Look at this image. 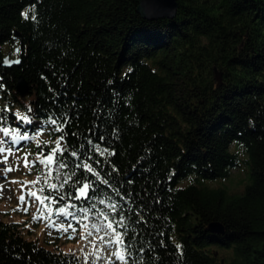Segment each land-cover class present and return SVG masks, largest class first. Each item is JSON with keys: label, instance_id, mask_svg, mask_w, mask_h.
Returning <instances> with one entry per match:
<instances>
[{"label": "trees", "instance_id": "16d2710c", "mask_svg": "<svg viewBox=\"0 0 264 264\" xmlns=\"http://www.w3.org/2000/svg\"><path fill=\"white\" fill-rule=\"evenodd\" d=\"M177 2L175 17L148 20L140 0H0V128L41 130L15 145L34 159L61 135L44 121L66 118L68 182L52 191L54 165L46 183L39 167L42 195L60 200L46 203L67 223L73 216L57 208L80 223L89 210L123 217L115 227L127 264H264V0ZM6 56L22 59L8 67ZM20 75L31 86L25 97ZM243 166L238 186L233 171ZM8 172L0 168V180ZM83 182L95 199L66 195ZM212 222L225 232L210 231ZM81 260L0 219V264Z\"/></svg>", "mask_w": 264, "mask_h": 264}, {"label": "rangeland", "instance_id": "374dc122", "mask_svg": "<svg viewBox=\"0 0 264 264\" xmlns=\"http://www.w3.org/2000/svg\"><path fill=\"white\" fill-rule=\"evenodd\" d=\"M2 140L4 141L5 139ZM15 145L11 143H3L2 145L7 153L3 152L0 157V163L4 164L0 168H11L12 171L7 173L6 178L0 180V219L7 222H17L22 229L23 235L28 240H36L40 245L50 250L74 251L79 245L83 244L82 250L79 253L83 258L82 263L94 264L93 262L97 259L95 255L103 245L100 236L89 237L83 243L82 236L87 231V228H85L86 223H80V217L77 218L75 211L71 209L66 210L70 213L66 217L69 219L71 215L73 216L69 222L72 225V229H69L74 231V238H66L62 232H57L56 229L51 228L53 224L56 226L62 224L64 227H67L69 223L62 221L60 217L55 218L54 209L50 204L45 202L47 207L42 208V206L32 202L29 192L37 191L41 187L42 178L39 167H42V165L37 164L35 167H31L30 165V171L28 168L25 169L22 166L25 154H23L21 148L18 151ZM9 146L12 147L11 152L7 151ZM28 160L31 162L33 157H28ZM246 177L247 169L245 166L240 170L235 169L233 171L232 180L234 184L238 185V181L246 179ZM37 179H40L41 183H28ZM20 196H24V201L19 199ZM55 220H57V223H54ZM99 227L101 229L100 232L103 233L104 228L102 225H99Z\"/></svg>", "mask_w": 264, "mask_h": 264}, {"label": "snow or ice", "instance_id": "6c2138e0", "mask_svg": "<svg viewBox=\"0 0 264 264\" xmlns=\"http://www.w3.org/2000/svg\"><path fill=\"white\" fill-rule=\"evenodd\" d=\"M24 15V18H28L27 17V13L22 14ZM33 19H35V17H32ZM15 63H19V61H15ZM6 110V109H5ZM28 111L30 112L31 109L29 108ZM15 115L19 118V120L21 122H26L27 124H31L32 120L27 116V115H21L19 112L15 113ZM4 120L3 116H0V121ZM58 120H61L63 123H67L66 118H62V117H58V118H53L52 116H49L48 119L46 121H44L45 124L50 125V126H55L54 128H52L53 131L55 132H60L61 135L59 137V139L57 141L53 142V146L49 148L48 153L44 154L43 152H41L40 154L36 155V157L29 162L28 160V156H24L23 160H24V167L28 168L30 171V165L31 167H35L37 164H40L43 166V168L47 169V172L43 173L44 176V182H47V178L49 176L52 175L53 172V165H55V170L57 172V176L55 177L56 180H59V170L60 169H64L67 168L68 165L65 163V160L63 158V152L67 151V149L61 148L60 145V141L64 139L63 137V130L60 127V124L58 123ZM40 131L41 130H37L36 133H34L32 136H30L27 132H23L22 130H20L19 128L17 129H12L10 127H3L0 128V132L3 133L4 136H11L12 137V144H17L19 141H27L29 139H36V137L38 135H40ZM75 135V134H74ZM100 140H103V137L100 138ZM4 143V141L0 140V153L5 152V148L2 146ZM41 143V145L47 144L48 142H39ZM89 145L95 149V150H99V151H106V150H102L100 148V144H94L93 142L89 141ZM7 151L11 152L12 151V147L9 146ZM114 154V153H113ZM71 155L76 156L75 152H72ZM6 159V158H5ZM77 167H86L88 172H93L94 169L91 165H86V164H81V165H77ZM7 171H12L11 168L6 169ZM43 171V170H42ZM68 175V174H65ZM69 179H71V177L69 176ZM78 181H73V183H77ZM28 183H32V184H39L41 183L40 179H37L36 181H31ZM104 183H108L107 181H104ZM48 187L50 189H52V191H56L57 188H63L64 184L63 182L57 184V183H52L49 184ZM94 188V184L91 182H83L80 183V187L76 189V192L78 193V195L74 194V193H66L67 196H71L73 199H82V200H91V199H95V197L91 194L92 190ZM45 192V189L40 188L37 191H30L29 192V196L32 197V202L36 203L40 206L43 207H47L46 205V201H52L55 204H59L60 200L57 199L55 196L52 195H41ZM19 199L21 201H24V196H20ZM101 204L104 203L103 200L100 201ZM94 207V205H93ZM109 207L113 210L116 209V205L115 204H110ZM25 211H27V209H25ZM57 213H59L60 215L63 216H68L70 215L69 212L66 211L65 208H57L55 210ZM81 211H85L87 212L88 209H81ZM102 218L103 221L105 222L103 227L105 229H111V232H107L106 231V236H108V239L105 240V237H100V240L103 241L105 244H109V245H117L119 246L120 244L123 243V236L125 235V233H120L117 232V228L115 227V225H120L121 227H124L123 225V217H121L120 219L116 220V221H112L111 218L106 215L105 213L101 212L99 214ZM39 219V218H37ZM51 226H56L55 224L51 225ZM57 229L59 231H63V232H67L69 228L72 227L71 223L68 224L67 227H64L62 224L59 226H56ZM88 225L85 224V228H87ZM93 228L95 229V231L98 233L101 229L97 228L96 225H93ZM51 234V233H49ZM88 236H91L92 233L89 232L87 234ZM114 256L117 257V259L119 260H123L125 261V264H127V259L125 255H122L121 252L119 250L115 251L112 253Z\"/></svg>", "mask_w": 264, "mask_h": 264}, {"label": "water", "instance_id": "95a60500", "mask_svg": "<svg viewBox=\"0 0 264 264\" xmlns=\"http://www.w3.org/2000/svg\"><path fill=\"white\" fill-rule=\"evenodd\" d=\"M177 8V0H140L139 15L141 18L148 20L158 18L171 19L176 16ZM21 59V57L19 59H11L10 56H6L2 65L8 67L18 65ZM17 60L19 63H15ZM215 78L220 84L222 83V73L217 68H215ZM16 89L22 97L31 93V86L23 75H20ZM208 228L214 233L225 232V228L220 222H212Z\"/></svg>", "mask_w": 264, "mask_h": 264}, {"label": "built area", "instance_id": "2783aa9c", "mask_svg": "<svg viewBox=\"0 0 264 264\" xmlns=\"http://www.w3.org/2000/svg\"><path fill=\"white\" fill-rule=\"evenodd\" d=\"M31 134L30 136H32ZM54 167V176H57V172L55 170V165ZM64 169L59 170V180H56V183L59 184L63 182L65 185L68 182V179L66 175L63 173ZM104 204V203H103ZM105 205V204H104ZM106 205L109 207V204L106 203ZM100 213L98 211H92L89 210L88 214L84 217L85 223L88 225L86 233L82 236L83 243L85 240H87L89 237L99 235L100 237H105V240L108 239V236H106V231L111 232V229H105L103 227L104 221L103 218L99 215ZM93 225H96L97 228H100L99 225H102L104 228V232H96L95 229L93 228ZM91 232L92 235L88 236L87 234ZM103 245L101 246V249H99L95 255L97 258L96 261H94V264H123L122 260L117 259L116 256H114L112 253L118 250L117 245H109L105 244L104 242L102 243ZM83 245V244H82ZM82 245H79L72 253L79 254L82 250Z\"/></svg>", "mask_w": 264, "mask_h": 264}]
</instances>
